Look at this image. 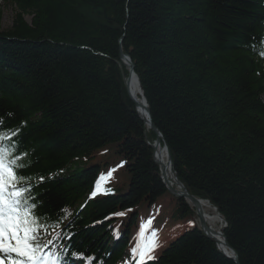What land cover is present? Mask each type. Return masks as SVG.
<instances>
[{
  "label": "trees",
  "instance_id": "1",
  "mask_svg": "<svg viewBox=\"0 0 264 264\" xmlns=\"http://www.w3.org/2000/svg\"><path fill=\"white\" fill-rule=\"evenodd\" d=\"M4 1L13 16L1 29L0 10V133L19 129L6 144L27 153L18 175L32 185L47 251L62 264H85L72 253L128 264L142 223L148 236L161 229L151 219L194 216L183 198L172 219L156 208L172 196L122 52L172 175L220 215L236 255L194 225L145 264H264V0Z\"/></svg>",
  "mask_w": 264,
  "mask_h": 264
},
{
  "label": "snow or ice",
  "instance_id": "2",
  "mask_svg": "<svg viewBox=\"0 0 264 264\" xmlns=\"http://www.w3.org/2000/svg\"><path fill=\"white\" fill-rule=\"evenodd\" d=\"M2 124L3 120L0 118V125ZM18 133L19 129L12 131L11 134L0 133V264H62L61 255L47 251L52 241L46 238L47 226L41 223L44 218L36 214L38 205L31 196L32 185L26 183L27 177L18 175V172L27 167L22 163L27 153L16 155L15 142L13 141L11 145L4 143L6 140L12 141ZM111 171L108 175H111ZM39 179L43 180V177ZM105 179V175L101 174L97 181V190L100 189L101 181ZM96 194L97 192L93 191L89 199ZM146 223L150 225L151 220ZM145 226L144 223L141 224L136 244L130 250L133 264H145L147 260L155 259L152 252L159 247L155 240V231L150 238L145 239L143 235ZM42 231L44 235L41 234ZM72 255L78 260L84 259L85 264H89L91 260L82 253Z\"/></svg>",
  "mask_w": 264,
  "mask_h": 264
},
{
  "label": "bare ground",
  "instance_id": "3",
  "mask_svg": "<svg viewBox=\"0 0 264 264\" xmlns=\"http://www.w3.org/2000/svg\"><path fill=\"white\" fill-rule=\"evenodd\" d=\"M126 84H127V90H128V93H129L130 97L136 102L137 111L139 112V114H141L142 116L146 117V114H145V111H144V107H143V101H142V98L140 96L139 86L137 84L135 75H129V78H128ZM5 144H6V141H5ZM152 146L155 149L154 158L153 159L160 165L159 171H161V175H162V178L164 180L163 182H164L165 186L166 185L173 186L174 183H175V181H174L175 177L172 176L170 167L168 166L166 151L160 146V143L159 144L154 143V145L152 144ZM172 189H175L176 191H181L182 188L181 187H177L175 185L174 188H172ZM169 194L172 196L171 197L172 199H174V197L175 198H179V199L182 198V197L175 196L174 194H172L170 192H169ZM196 199L200 200L198 202V209H201V211L203 213L202 216H203V218L205 220V223H206L207 227L210 229L209 232L214 234V237H215V239L217 241V242H215L217 248H219L222 252H225L227 250V248L225 247L224 240H223L222 236L220 234H218L217 231L213 227V223L220 222V218L216 214H213V215L207 214V211H209L211 209L210 208L211 206H209V204L206 201H203L200 198H196ZM156 208L161 211L165 207L157 205ZM164 212L165 213L169 212V217L171 218L172 213H173L172 212V208H170L169 211L165 210ZM194 212H195V210H194ZM151 222H152V224L154 226H156L158 228L160 227L161 229H165L167 227V225H165L162 221H159L157 219H151ZM188 229L189 228H186V230H188ZM122 238H123L122 234H120L119 231L116 232V235L113 234L114 241H117L118 239L121 240ZM132 239L134 240V238H132ZM222 249H224V250L226 249V250L223 251ZM106 251H107V253H110L108 250H106ZM227 254L230 255L229 252H227ZM125 256L128 257L126 252H125Z\"/></svg>",
  "mask_w": 264,
  "mask_h": 264
},
{
  "label": "rangeland",
  "instance_id": "4",
  "mask_svg": "<svg viewBox=\"0 0 264 264\" xmlns=\"http://www.w3.org/2000/svg\"><path fill=\"white\" fill-rule=\"evenodd\" d=\"M0 10H1V12H2V15H1V29H5V28H7V27H9L10 26V24H11V20H12V16H13V9H12V7L9 5V4H7L4 0H0ZM26 19L27 20H29V18H27L26 17ZM132 73H133V71H132ZM133 75H135L134 73H133ZM128 77V76H127ZM135 78H136V76H135ZM137 79V78H136ZM137 111V110H136ZM137 113H138V111H137ZM145 121V120H144ZM177 186V184H174L173 186H171V187H173L174 188V186ZM178 187V186H177ZM183 187V186H182ZM166 188V187H165ZM167 190V189H166ZM182 190V189H181ZM192 196V195H191ZM193 197V196H192ZM195 198V197H194ZM204 201V200H203ZM164 205H163V207H165L163 210H161V214L165 211V210H168L169 211V209L170 208H173V207H175V200L174 199H169V200H162L161 201ZM166 202H168L169 204L167 205V206H165V203ZM207 202V201H206ZM208 203V202H207ZM189 205H190V207L191 208H193V206L190 204V203H188ZM209 204V203H208ZM209 206H210V204H209ZM211 209L209 210V211H207V214H211V215H213V214H216V215H218V217L220 218V222H215V223H213V227H214V229L217 231V233L218 234H220L221 236H222V238H223V240H224V236H223V233H222V231H223V229L225 228V222L222 220V218L220 217V215L218 214V213H216L215 212V209L213 208V207H210ZM195 210V209H194ZM201 210V209H200ZM202 212V211H201ZM196 212H194V216L192 217V218H190V219H188L187 221H185V222H178V223H173V224H171L170 223V225L169 226H167L165 229H160V231L159 232H155V240H156V243H158V245H159V247H157L153 252H152V255L155 257L156 256V254L162 249V248H164L165 246H167V244L172 240V239H174L175 237H177L182 231H184V230H186V228H191V227H193L194 225L195 226H197V227H199V229L200 230H202L201 228H200V224H199V220H198V218H196L197 217V215L195 214ZM164 214H169V212H167V213H165L164 212ZM203 214V213H202ZM166 216V215H165ZM204 219V218H203ZM205 221V220H204ZM206 224V223H205ZM170 228H172V230L170 229ZM206 228H207V233L208 234H211V235H213L212 237H210V236H208L206 233H204L207 237H209V238H211L213 241H215V242H217L216 241V239H215V237H214V234H212V233H210L209 232V228L207 227V225H206ZM170 231H172V232H170ZM146 239H148L149 237H145ZM224 244H225V247L227 248V252H229V253H234V251L228 246V244L225 242V240H224ZM219 247V246H218ZM219 249V248H218ZM220 250V249H219ZM223 251H225L224 249H222ZM221 251V250H220ZM225 251V252H226ZM222 252V251H221ZM226 252V253H227ZM126 253H127V255H128V257L129 258H132V255H131V251H126ZM223 253V252H222ZM224 254V253H223ZM231 256H235L236 257V255H235V253H234V255H231ZM228 258V257H227Z\"/></svg>",
  "mask_w": 264,
  "mask_h": 264
},
{
  "label": "water",
  "instance_id": "5",
  "mask_svg": "<svg viewBox=\"0 0 264 264\" xmlns=\"http://www.w3.org/2000/svg\"><path fill=\"white\" fill-rule=\"evenodd\" d=\"M119 58H120V60L122 62V65L124 67H128L129 68L128 77L125 80V87H126V90H127V84H126V82H127L128 78H129V75H133L132 69H131L132 66H131V62H130L129 58L126 55H124L122 52H120V57ZM139 91H140V95H141V98H142V101H143V107H144V111H145V114H146V117L147 118L144 117V116H142L141 114H139V112H138V114H139V116L143 120H145V123L147 124V126L149 128H151L153 131H155V133L157 134L155 143L156 144H159L160 143V140H159L160 134L156 131V129L154 128V126L152 125V123L150 121L149 113H148V110H147L146 104H145V100L142 97V93H141V90L140 89H139ZM127 93H128V90H127ZM128 96L130 97L129 93H128ZM130 99L134 103V106L136 107V110H137L136 102L131 97H130ZM152 148H153V158H154V151H155V149H154L153 146H152ZM164 149L166 151V148L165 147H164ZM166 154H167V162H168V166H169L170 165V157H169V154H168L167 151H166ZM154 162L158 165V167L160 169V165L155 160H154ZM160 178H161V180L163 182L164 180L162 178L161 171H160ZM174 181H175V184H177L178 187H181L182 188V190L181 191H176L175 189H172L173 187H171L170 185H166L165 187H166L167 191L170 192V193H172V194H174L175 196L182 197L183 199H185L186 201H188V203H190L193 206V208L195 209L197 218L199 220L200 228L202 229V231L204 233H206L208 236L212 237V235H210V234L207 233L208 230L206 228V224H205V221L203 219L202 212H201L200 209H198V202L200 200H197L196 198H194L190 194H188V192L182 187V185L179 183V181L176 178L174 179ZM163 184H164V182H163ZM223 253H224V255L226 257L232 259L233 261H236V257L235 256L228 255L226 252H223Z\"/></svg>",
  "mask_w": 264,
  "mask_h": 264
}]
</instances>
